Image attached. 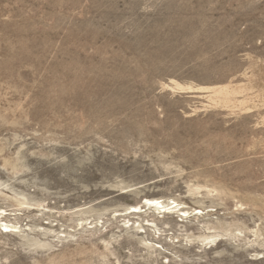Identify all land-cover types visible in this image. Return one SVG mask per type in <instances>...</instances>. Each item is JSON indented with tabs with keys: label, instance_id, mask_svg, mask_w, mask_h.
I'll list each match as a JSON object with an SVG mask.
<instances>
[{
	"label": "rangeland",
	"instance_id": "rangeland-1",
	"mask_svg": "<svg viewBox=\"0 0 264 264\" xmlns=\"http://www.w3.org/2000/svg\"><path fill=\"white\" fill-rule=\"evenodd\" d=\"M0 264H264V0H0Z\"/></svg>",
	"mask_w": 264,
	"mask_h": 264
},
{
	"label": "bare ground",
	"instance_id": "bare-ground-1",
	"mask_svg": "<svg viewBox=\"0 0 264 264\" xmlns=\"http://www.w3.org/2000/svg\"><path fill=\"white\" fill-rule=\"evenodd\" d=\"M160 201H158V200H154V199H152V200H145L144 201V203L146 204V205H157L158 203H159ZM159 205H161V204H159ZM176 206V205H175ZM163 207V206H162ZM159 208V207H158ZM164 209V208H163ZM166 209V208H165ZM141 209H139L137 206L136 207H134L132 210H131V213H138L139 211H140ZM162 210V209H161ZM167 210V209H166ZM197 212H198V210H197ZM12 230V228H10L8 225H4V228L2 229V231H4V232H8V231H11Z\"/></svg>",
	"mask_w": 264,
	"mask_h": 264
}]
</instances>
